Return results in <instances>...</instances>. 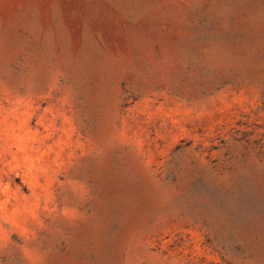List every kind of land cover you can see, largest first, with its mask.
Listing matches in <instances>:
<instances>
[{
    "label": "rangeland",
    "instance_id": "rangeland-1",
    "mask_svg": "<svg viewBox=\"0 0 264 264\" xmlns=\"http://www.w3.org/2000/svg\"><path fill=\"white\" fill-rule=\"evenodd\" d=\"M0 264H264V0H0Z\"/></svg>",
    "mask_w": 264,
    "mask_h": 264
}]
</instances>
